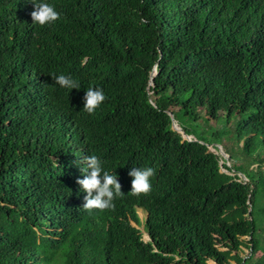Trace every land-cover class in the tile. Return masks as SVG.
I'll return each mask as SVG.
<instances>
[{"label": "trees", "instance_id": "16d2710c", "mask_svg": "<svg viewBox=\"0 0 264 264\" xmlns=\"http://www.w3.org/2000/svg\"><path fill=\"white\" fill-rule=\"evenodd\" d=\"M49 2L41 26L31 0H0V264H264V0ZM223 134L253 172L208 148ZM88 154L117 175L110 209L82 206Z\"/></svg>", "mask_w": 264, "mask_h": 264}, {"label": "clouds", "instance_id": "9594fccd", "mask_svg": "<svg viewBox=\"0 0 264 264\" xmlns=\"http://www.w3.org/2000/svg\"><path fill=\"white\" fill-rule=\"evenodd\" d=\"M33 11L32 21L41 26L49 25L59 18V12L49 0H31ZM55 82L64 89H77L79 83L69 75H54ZM105 100V92L101 87H89L84 92L83 109L92 113ZM80 165L82 178L78 177L76 183L79 190L84 193L83 208L110 209L114 200L120 197L121 185L115 172L105 167V162L95 154L84 155ZM131 177L130 191L134 194L147 193L151 190V177L154 169L151 166H133L128 171Z\"/></svg>", "mask_w": 264, "mask_h": 264}, {"label": "rangeland", "instance_id": "374dc122", "mask_svg": "<svg viewBox=\"0 0 264 264\" xmlns=\"http://www.w3.org/2000/svg\"><path fill=\"white\" fill-rule=\"evenodd\" d=\"M202 127H204L205 129H207V131L209 132V127L210 128H214L216 131H220L222 129V124H221V120H217V121H213L210 120L209 121V127L205 124V123H201L200 124ZM207 132V133H208ZM194 133L196 135H198L199 131L196 129L194 131ZM189 136V135H188ZM183 137H187L183 134ZM189 138V137H188ZM210 139H212L214 142L217 141V139H214L212 136L209 137ZM220 143H214V145H209V149L212 151H216L217 153L220 154V152L217 150V148L215 147V144H219L221 146L222 151L224 152V154L226 155V158H224L225 160H222L223 162H225L228 166L230 165H240V169H242V171L248 173L247 171V164H248V170L249 171H254L256 164H254L253 162H248L247 158L242 154V151L240 150V145L241 143H236L235 139L231 136V135H226L223 134L220 137ZM229 154H228V153ZM221 155V154H220ZM231 155V156H230ZM232 173V172H231ZM241 178L245 179L244 175L242 173H238ZM243 175V176H242ZM137 213L138 216L140 218V224L137 226L141 232H142V239L143 240H148V235L146 234V232L144 231V227H143V223H144V219L146 217V212L142 209V208H137ZM134 224V223H133ZM248 252V249L246 247H242L241 248V252L240 254L242 256L246 255ZM211 262V261H210ZM212 264H215L214 262H211ZM232 264H235V262H231Z\"/></svg>", "mask_w": 264, "mask_h": 264}, {"label": "water", "instance_id": "95a60500", "mask_svg": "<svg viewBox=\"0 0 264 264\" xmlns=\"http://www.w3.org/2000/svg\"><path fill=\"white\" fill-rule=\"evenodd\" d=\"M154 74V73H153ZM170 115H171V113H169ZM171 121H172V128L173 129H176L177 131H179V132H181L182 134H184L183 133V131H182V129H181V127L177 124V122L175 121V119L173 118V115H171ZM185 136H187L186 138L187 139H190L191 138V135H186V134H184ZM189 137V138H188ZM215 147L217 148V150L220 152V154L224 157V158H226V155L224 154V152L222 151V149H221V146L219 145V144H215Z\"/></svg>", "mask_w": 264, "mask_h": 264}]
</instances>
